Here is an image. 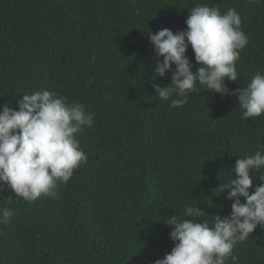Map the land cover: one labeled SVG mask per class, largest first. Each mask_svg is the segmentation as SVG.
<instances>
[{"label":"trees","instance_id":"obj_1","mask_svg":"<svg viewBox=\"0 0 264 264\" xmlns=\"http://www.w3.org/2000/svg\"><path fill=\"white\" fill-rule=\"evenodd\" d=\"M200 4L240 14L248 44L238 81L225 83L246 87L264 73V0H0V111L49 90L94 114L76 134L88 161L59 186V199L28 202L0 186V209L14 212L0 223V264H154L175 246L165 222L187 218L186 206L203 209L210 226L231 214L230 189L222 190L237 160L264 153V114L244 119L237 96L199 83L173 108L177 97L160 99L152 81L148 34L186 30ZM186 55L195 73L191 46ZM171 82V72L155 79ZM260 172L251 174L256 186ZM226 264H264V227Z\"/></svg>","mask_w":264,"mask_h":264},{"label":"clouds","instance_id":"obj_2","mask_svg":"<svg viewBox=\"0 0 264 264\" xmlns=\"http://www.w3.org/2000/svg\"><path fill=\"white\" fill-rule=\"evenodd\" d=\"M186 25V30L177 33L165 28L148 34L157 58L152 81L159 98L176 96L171 106L180 108L199 83L207 91L237 96L244 119L264 114V73L258 71L246 87L234 91L225 83L226 78L238 81L236 62L248 44L237 10L221 13L217 7L200 4L190 9ZM189 46L200 65L195 73L186 55ZM168 72L171 84L161 87L155 83L157 76L162 78ZM17 103L18 111L8 104L0 111V186L6 185L28 202L41 196L59 199V186L67 185L88 161L76 134L84 126L92 127L94 114L86 113L83 104L49 90L23 94ZM261 169V151L236 161L235 176L222 190L230 189L231 214L216 215L212 226L201 219L206 213L198 205L185 207L187 218L170 217L165 223L174 226L170 238L175 246L154 264H226L238 243L246 241L258 226L264 227V184L254 185L251 175ZM259 179L264 181V172ZM13 215L10 208L0 209V223Z\"/></svg>","mask_w":264,"mask_h":264}]
</instances>
